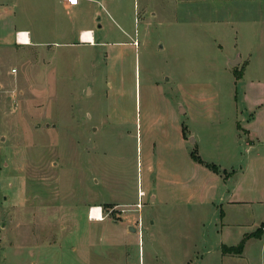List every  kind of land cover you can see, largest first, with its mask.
<instances>
[{"label":"rangeland","instance_id":"obj_1","mask_svg":"<svg viewBox=\"0 0 264 264\" xmlns=\"http://www.w3.org/2000/svg\"><path fill=\"white\" fill-rule=\"evenodd\" d=\"M90 27L95 47L79 39ZM17 30L44 44L15 45ZM259 81L264 0H84L72 15L0 0V264H264V235L242 257L219 248L264 225ZM239 124L262 143L249 150ZM193 152L236 173L217 195L235 191L244 203L223 207L241 224L222 235L220 212L196 205L215 186Z\"/></svg>","mask_w":264,"mask_h":264},{"label":"crops","instance_id":"obj_2","mask_svg":"<svg viewBox=\"0 0 264 264\" xmlns=\"http://www.w3.org/2000/svg\"><path fill=\"white\" fill-rule=\"evenodd\" d=\"M82 1H84V0H81V3H82ZM60 3H61L62 10H64L65 12H67V13H69L71 15L72 14H75L78 11V9H80V5H81V3H80V5L78 7H76V8H70L69 9L67 7L68 5L65 4L63 1L60 0ZM99 21H100V19H99ZM144 21H146V20H144ZM93 22H95V21H93ZM99 28H103V25L99 26ZM84 32H90V34L92 36V40L91 39L90 40H84V38H83ZM18 33H20V34H22V33L26 34L28 36V41L27 42L26 41H19L20 39L18 40V38H17V34ZM79 39L83 43H86V44H88L90 46H94L95 47L96 41H97V34H96L95 29L93 27H90V28H86V29L80 30L79 31ZM41 44L43 45L44 43L42 41L35 42L33 40L32 34H31L30 31H24V30H17L16 31V41H15V45L20 46V47H27V48L35 49V48H37V45H41ZM45 54H47V53L40 52L38 56H45ZM243 62L244 61L241 60V63H242L241 66H243L242 67V72L246 71V68L249 66L248 65L246 67V65L248 64V60H246L244 63ZM236 69L238 71H240L239 68H236ZM243 75L244 74H242V77L240 79L243 78ZM240 79H237V80H240ZM259 82L260 83L257 84V86H256L257 87L256 88V91H258L260 93V95H263V93H264V83H262L261 81H259ZM180 108L182 110V112L180 114H186L185 109H183L182 106H180ZM215 121H216V119H210V120L206 121V123L207 124H214ZM237 128H238V131H239V136L240 137H243V138L245 137L244 141H245V144L247 145V147H248L249 150L255 149L256 144L262 143L260 141V139H258V137L257 138L254 137V134L252 133L251 130L245 129L246 127L241 126L240 124L238 125ZM177 133H178V138H179V140H180V142L182 144L185 145V143L187 142L186 143V146L189 143L188 142L189 139L193 138V134L189 130H186V138H185V131H183V124H182V126L180 125V128L179 129H177ZM196 137H197V135H196ZM193 140H194V143L193 144H196L197 141L195 139H193ZM197 140H198V142H200L199 137H197ZM197 168L204 174L205 178H207L208 180H210L212 182V185L215 186V192L211 196L206 195L207 192L206 193L203 192V195H201L199 197V200L196 203V205H199V206H202V207L212 205V207H214L215 209H217L220 212L219 213V216H220L219 219L221 220V228H220V231H222L221 232V235H222V234H224V229H226V227H228V230H230L229 229L230 226H236V225L241 224V223H239V222H241V220L239 218H237V217L234 218L235 219L234 221H232V222L230 221V214H229L228 211L224 210L223 203L224 202L226 203V208L236 209L237 207L240 206V204H242L244 202L238 201V200L234 199L235 191L232 192L229 189L227 190V193L224 194V195H222L220 197L219 201H218V195H217L218 192L217 191L221 188L222 185H227V182H228L229 179L228 178L225 179V177H224L223 174H216V173L212 172L211 170H209L205 166H202V165L197 164ZM224 171H227V170H224ZM232 172L235 173L234 170ZM233 173H232V175H233ZM144 192L146 194V191H144ZM199 193L200 192H198V194ZM156 198L157 197L152 196V202H156ZM189 201H192V200L189 199ZM218 202H221V204H219ZM161 204H164L166 206H176L177 205V202H173V201L171 202L169 200H166V201H162ZM131 228H133V227H130V229ZM226 233H227V231H226ZM21 244L22 243H19L17 245V247L19 249L20 248H23V245H21ZM223 246H228V245H226V244H224V242H222L221 245H219V248H220L221 251H222V247ZM228 247H231V246H228ZM222 254H223V252H222ZM242 255H239V256L242 257ZM223 256H228V254H223Z\"/></svg>","mask_w":264,"mask_h":264},{"label":"trees","instance_id":"obj_3","mask_svg":"<svg viewBox=\"0 0 264 264\" xmlns=\"http://www.w3.org/2000/svg\"><path fill=\"white\" fill-rule=\"evenodd\" d=\"M242 74H243V72H238V73H236V77L238 79H240L242 77ZM185 138H186V133H185ZM195 152H193L192 155H193V159L196 163L205 166L206 168H208L209 170H211L212 172H214L216 174H222V171L220 170V168L218 166H216L215 164H210V163L204 162L199 156L196 155ZM232 173L233 172L224 171L223 175H224L225 179H227L232 175ZM263 235H264V225L261 226L256 231L245 235L244 238L241 240V242L237 246H233V247L223 246L222 252H223V254L242 255L244 252V249H245V244L249 239H261L263 237Z\"/></svg>","mask_w":264,"mask_h":264},{"label":"bare ground","instance_id":"obj_4","mask_svg":"<svg viewBox=\"0 0 264 264\" xmlns=\"http://www.w3.org/2000/svg\"><path fill=\"white\" fill-rule=\"evenodd\" d=\"M84 40H92V36L90 34V32H84L83 35ZM20 41H28V36L24 33L20 34ZM92 216L95 217L96 219H101L102 220V211L100 208H94L92 209ZM101 217V218H100Z\"/></svg>","mask_w":264,"mask_h":264},{"label":"built area","instance_id":"obj_5","mask_svg":"<svg viewBox=\"0 0 264 264\" xmlns=\"http://www.w3.org/2000/svg\"><path fill=\"white\" fill-rule=\"evenodd\" d=\"M65 4L67 5H74L76 3L77 0H62ZM18 40L20 38V33L17 34ZM20 41V40H19ZM1 187V184H0ZM141 196V201L143 200V198L146 196L145 192H141L140 193ZM90 218L94 219V220H98V218L96 219L95 217L92 216V210H91V214H90ZM101 218V217H100ZM103 220V219H102ZM1 229V228H0ZM139 264H142V262H140Z\"/></svg>","mask_w":264,"mask_h":264},{"label":"water","instance_id":"obj_6","mask_svg":"<svg viewBox=\"0 0 264 264\" xmlns=\"http://www.w3.org/2000/svg\"><path fill=\"white\" fill-rule=\"evenodd\" d=\"M240 62H241V60L238 58L237 60L231 61V64H232V66L236 67ZM191 140H192V142L194 143L193 138H191ZM131 230H132L133 232H136V229H135V228H131Z\"/></svg>","mask_w":264,"mask_h":264}]
</instances>
